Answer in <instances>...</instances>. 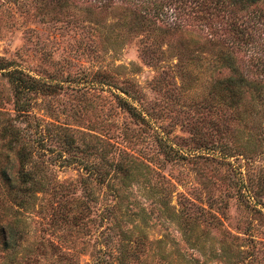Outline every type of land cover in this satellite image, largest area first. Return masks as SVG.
I'll use <instances>...</instances> for the list:
<instances>
[{"label": "rangeland", "instance_id": "1", "mask_svg": "<svg viewBox=\"0 0 264 264\" xmlns=\"http://www.w3.org/2000/svg\"><path fill=\"white\" fill-rule=\"evenodd\" d=\"M205 12L0 0V168L43 183L20 206L0 177V264H264V92L233 108L211 90L229 43ZM250 12L263 54L264 2ZM12 67L53 87L17 99ZM7 223L24 237L5 248Z\"/></svg>", "mask_w": 264, "mask_h": 264}, {"label": "trees", "instance_id": "2", "mask_svg": "<svg viewBox=\"0 0 264 264\" xmlns=\"http://www.w3.org/2000/svg\"><path fill=\"white\" fill-rule=\"evenodd\" d=\"M67 2L68 0H64V3ZM123 2L134 14L154 22L158 19L163 21L165 14L169 10L172 12L171 14H174L177 6L185 7L186 5H192L193 10L202 8V10H206L204 14H198V17L202 18H207L208 10L212 12V9H215L217 21L219 20V15H222V18H226V29L221 33V30L210 22L212 17L207 20V25L205 26L212 37L223 33H226V36L228 35L224 42L226 44L229 43V45L226 49L219 51L216 57L217 64L215 63L220 66L219 68H226L228 73L214 79L215 83L212 84L211 90L216 94L221 103L230 105L233 108L254 106L257 101L260 102L263 99L264 75L260 77L252 76L251 69L239 64L233 53L244 51L249 56L252 66L262 68L264 73V48L262 50L263 54L258 55L257 53L260 49L256 47L258 38L263 33L261 31L257 36L258 30L254 26L258 21L253 19L254 17L259 19V16L263 12L253 16L250 15L251 9L257 8L264 0H168L167 2L163 0L159 2L158 0H123ZM174 3H176L175 6ZM203 7H206V9ZM200 23L203 25L202 20ZM218 37L222 39L225 36L219 35ZM252 47L254 49H251ZM4 73L13 84L17 99L20 95H29L36 90L53 87L51 83L30 74L20 67L8 68ZM28 102L18 101L16 106L24 110L26 109L24 108L25 104ZM136 108V106H133L130 108V111L133 114L139 115L140 112ZM242 118L245 119V117ZM22 167V160H20L19 168L14 172L6 170L4 167L0 168V177L14 198L13 201L20 206H26L30 202L29 196H34V191L37 188H41L43 183L40 179L33 178L32 172L29 169L24 170ZM91 194L92 192H90V197ZM79 206L76 214H73V219H76L78 216L84 217L85 215L84 203ZM23 237V232L15 227L13 223H7L2 226L1 242L5 248L20 244L18 242Z\"/></svg>", "mask_w": 264, "mask_h": 264}]
</instances>
